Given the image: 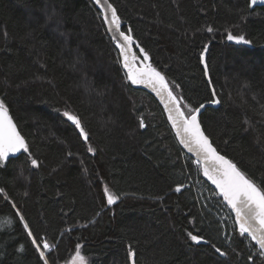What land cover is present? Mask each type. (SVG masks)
Wrapping results in <instances>:
<instances>
[{"label":"trees","instance_id":"trees-1","mask_svg":"<svg viewBox=\"0 0 264 264\" xmlns=\"http://www.w3.org/2000/svg\"><path fill=\"white\" fill-rule=\"evenodd\" d=\"M110 2L154 66L193 104L210 103L199 62L208 46L205 60L220 103L205 108L202 127L221 154L258 182L264 179V6L248 7L250 0ZM228 32L251 43L228 42ZM0 100L30 146V154L0 168L6 193L0 194V264H42L17 211L58 245L50 264L69 262L77 242L86 264H128V245L137 264L264 261L238 233L234 243L223 239L195 192L201 177L193 159L156 99L128 83L92 0H0ZM65 110L80 116L95 155L62 116ZM31 158L39 167L32 168ZM103 184L119 194L117 204L106 205ZM187 231L211 243L193 245Z\"/></svg>","mask_w":264,"mask_h":264},{"label":"snow or ice","instance_id":"snow-or-ice-1","mask_svg":"<svg viewBox=\"0 0 264 264\" xmlns=\"http://www.w3.org/2000/svg\"><path fill=\"white\" fill-rule=\"evenodd\" d=\"M93 3L97 7L106 33L118 50L127 81L131 85H143L159 99L163 105V111L167 115L170 129L175 133L176 141L194 158L192 163L202 173L203 182H210L214 186L209 189L212 197L218 204L229 209L228 218H232L234 214L231 226L233 235L238 233L241 243L248 241L251 247L256 249L255 255L264 258V179H260L258 182L257 177L239 166L238 162H234L233 159L218 151L203 129L200 120L205 104L190 102L183 95L180 84L170 81L161 70L154 66L149 52L134 37L133 29L126 27L124 18L110 0H93ZM256 5L264 6V0H250L248 7ZM207 31L211 33L213 29L208 27ZM226 39L237 45L251 43L244 35H234L232 32L227 33ZM207 51L208 46L204 45L199 62L203 65V75L208 78V85L211 88L210 103L218 104L220 101L216 99L217 93L205 60ZM62 116L74 125L79 138L88 146L87 152L95 155V149L90 146V134L80 116L71 110H65ZM138 127L140 129L147 127L143 117L139 119ZM16 153L30 154V146L9 115V108L5 101L0 100V168H3L5 162H8L10 157ZM68 155L70 156L71 153ZM25 159L27 161L28 157ZM30 164L32 168L39 167V162L35 158L30 159ZM182 188L183 185L178 184L174 191L180 193ZM0 194L6 197L3 187H0ZM102 195L109 207L117 204L120 199L119 194L113 192L107 184H103ZM25 196H27V192H25ZM13 207H15L14 204ZM16 215L19 217V222L34 251L38 253V261L42 264H50L51 254L58 245L35 232L22 212L17 211ZM185 239L193 245L211 243L198 231H187ZM225 239L234 243L233 237H225ZM213 247L221 257L227 255L220 247L216 245ZM80 249L81 245L77 242L76 257L72 260V264H77V261L84 264ZM23 250L24 247L21 245L20 251ZM136 257L135 249L132 245H128L126 257L128 264H137ZM251 259H253V254L249 255V260Z\"/></svg>","mask_w":264,"mask_h":264},{"label":"built area","instance_id":"built-area-1","mask_svg":"<svg viewBox=\"0 0 264 264\" xmlns=\"http://www.w3.org/2000/svg\"><path fill=\"white\" fill-rule=\"evenodd\" d=\"M200 180H196L195 182V192L203 204V207L210 211L216 220L219 222L220 227L222 229V237L225 239V237H232L233 233L231 231L232 226V220L234 219V214L232 215V218L229 217V209L225 208L222 204H218L216 202V199L212 197V193L209 190L213 186L209 184L208 182H203L204 178L202 177V173H200ZM226 243L228 244L229 240H226ZM246 245L250 246V243L248 241H245Z\"/></svg>","mask_w":264,"mask_h":264},{"label":"water","instance_id":"water-1","mask_svg":"<svg viewBox=\"0 0 264 264\" xmlns=\"http://www.w3.org/2000/svg\"><path fill=\"white\" fill-rule=\"evenodd\" d=\"M92 2H93V0H92ZM94 4V3H93ZM95 6V5H94ZM95 8H96V10H97V7L95 6ZM109 36V35H108ZM228 42H230V41H228ZM118 55H119V53H118ZM205 56H206V53H205ZM119 60H120V58H119ZM120 66H121V62H120ZM121 68H122V66H121ZM123 70V69H122ZM124 72V71H123ZM125 74V73H124ZM208 79V78H207ZM128 83L130 84V82L128 81ZM131 85V84H130ZM133 88H136V89H141V90H144V91H146V92H148L149 94H151L155 99H156V101L159 103V105L161 106V108L163 109V105L159 102V99L155 96V94L154 93H152L151 91H150V89H148V88H145L143 85H131ZM217 99V98H216ZM218 106V104H214V103H207V104H205V108L206 107H214V108H216ZM205 108L204 109H202V112L205 110ZM164 114L166 115V113L164 112ZM166 118H167V115H166ZM19 131V130H18ZM174 132V131H173ZM174 135H175V133H174ZM181 148H182V146H180ZM183 150V149H182ZM191 159H194L193 157H191V154H189V153H187L186 152V150H183ZM19 153H16V154H14V156L13 157H10V158H14V157H16L17 155H18ZM209 184H210V182H208ZM214 187V186H213Z\"/></svg>","mask_w":264,"mask_h":264},{"label":"rangeland","instance_id":"rangeland-1","mask_svg":"<svg viewBox=\"0 0 264 264\" xmlns=\"http://www.w3.org/2000/svg\"><path fill=\"white\" fill-rule=\"evenodd\" d=\"M193 165L195 166V168H197L196 167V165L193 163ZM200 203V202H199ZM82 256V255H81ZM76 257V252L74 253V255L72 256V258L70 259V261L69 262H67L66 264H72V260L74 259ZM84 258V257H83ZM77 264H80V262L79 261H77ZM84 264H86V261H85V259H84Z\"/></svg>","mask_w":264,"mask_h":264}]
</instances>
